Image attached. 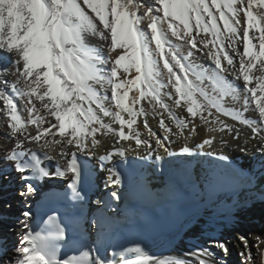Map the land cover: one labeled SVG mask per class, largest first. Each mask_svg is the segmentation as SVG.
<instances>
[{"label":"snow or ice","instance_id":"6c2138e0","mask_svg":"<svg viewBox=\"0 0 264 264\" xmlns=\"http://www.w3.org/2000/svg\"><path fill=\"white\" fill-rule=\"evenodd\" d=\"M241 30L242 37L239 36ZM89 35L102 42L100 50L89 47ZM239 44L243 46L242 52L237 47ZM257 44L258 50H253ZM104 47L108 51L107 58L102 55ZM227 49L239 57L238 69ZM198 53L208 57V67L196 63ZM0 54L13 58L15 79L11 91L23 102L28 113L27 123L37 126L35 135L27 132L17 114L15 97L5 91L9 81L0 79V100L16 145L2 158L5 160L15 161L17 153L35 152L24 150L25 141L39 144L42 137L52 134L51 129H56L62 138L56 141L62 145L61 159H66L68 146L74 143L77 151L91 157L85 141L92 137V144L97 143L94 134L99 129L95 125L111 129L103 117H109L121 126L116 132L119 138L135 139L137 147L146 145L148 157L160 149L171 155L165 143L169 140V129L163 118L159 124L165 130L163 140L145 122L148 135L155 140V149L148 140H141L140 133L133 127L137 116L146 115L143 107L137 110L134 105L147 100L153 110L158 105L169 114L178 129H184L185 119L175 115L163 101L164 96L174 100L181 109L186 107L191 117L199 113L204 123L209 122L208 117H213L215 123L231 131V126L223 124L215 115L221 113L250 128L253 138L264 133V99L261 98L264 96V0H152L149 4L141 0H0ZM132 70L135 75L128 79ZM0 72L7 75L9 69L5 67ZM230 72L234 79L242 78L244 112L254 104L258 120L246 119L240 110L224 106L225 97L236 102L241 100V93L227 80ZM253 79L255 86H249ZM132 86L139 89V94L126 103ZM169 86L175 94L171 90L162 92ZM109 89L115 111L104 103ZM258 90L261 95H257ZM122 112L128 114V119H124ZM46 117L54 118L55 123ZM44 123L49 126L42 127ZM125 125L129 130L127 135L123 130ZM211 143L210 139H204L197 146L201 154L227 161V157L203 152L204 146ZM48 146L49 141L45 138L40 147ZM258 151L264 156V146ZM114 152L120 157L125 156L123 147L115 148ZM180 153L189 154V147H182ZM75 155V151L71 153V159L63 169L58 167L49 171L40 167L39 171L48 178L74 174L77 171ZM43 156L50 159L47 152ZM112 158V152L99 156L102 165ZM155 159L161 161L162 157L157 154ZM261 163L264 165V161ZM15 168L21 174L27 171L19 163ZM108 173L107 184L121 183V176L114 168H109ZM21 179L25 176L21 175ZM217 179L216 171L210 169L204 188L211 190ZM24 189L19 193L22 197L35 192L31 184H25ZM73 192L74 198L79 195L75 189ZM112 197L119 199L116 192ZM32 215L29 210L22 213L24 233L16 259L4 264H114L115 252L111 253L112 259L106 260L95 248L83 252L79 258L70 255L61 259V245L68 239L66 229L57 227L47 234L33 232L28 223ZM91 223L98 226L95 217ZM257 240L258 244L264 243ZM209 244L211 248H196L189 254L191 264H214L209 249H219L225 254L229 251L222 240H213ZM92 251H95L94 257ZM251 261L249 252L244 264ZM122 264L126 262L122 261ZM141 264H149V261ZM151 264H164V261H152ZM172 264L188 262L177 260Z\"/></svg>","mask_w":264,"mask_h":264},{"label":"bare ground","instance_id":"6f19581e","mask_svg":"<svg viewBox=\"0 0 264 264\" xmlns=\"http://www.w3.org/2000/svg\"><path fill=\"white\" fill-rule=\"evenodd\" d=\"M141 2L149 4L152 3V0H141ZM242 15L243 13L241 12ZM222 27L223 25L221 24ZM242 35L241 30L239 36L242 37ZM87 43L89 47L96 50H100L99 46L102 44L97 37L91 35L88 36ZM237 47L239 51H243L242 44L237 45ZM253 50H258V44L257 48ZM227 51L233 57L236 68L238 69L239 57L230 49H227ZM102 55L105 58L108 57L106 47L103 48ZM11 59L13 58L0 54V69L5 67L9 69L7 75L0 72V79H7L9 81V88L5 91L15 97L14 102L17 105V114L21 116L22 123L25 125L27 132L35 135L37 126L27 123L28 113L23 108V102L11 91V83L15 79L12 74L14 67L11 64ZM196 63L201 67H208V57L198 53ZM224 63L226 64V62ZM253 72L256 73L257 69L254 68ZM134 75L135 72L132 70L128 75V79H131ZM227 80L241 93V100L236 102L230 97H225L223 100L224 106L229 109L240 110L246 119L258 120L259 114L254 104L247 112H244L242 108L244 92L242 78L234 79L230 72L227 75ZM255 84L256 81L253 79L250 81L249 86H255ZM169 90L175 94L174 89H171L170 86L169 88L162 89V92ZM120 91L122 92L123 89ZM138 94L139 89L132 86L129 91V99L126 103H130L131 99L138 96ZM106 95L108 99L104 101L105 106L115 111V103L110 99V89ZM257 95H261L259 90ZM261 98L264 99V96ZM162 99L177 117L185 119L186 127L184 129H178L175 122L169 118L167 112L160 109L158 105L153 110L152 106L147 103V100H141L134 107L137 110L143 107L146 115L137 116L136 122L133 125L140 133L139 138L141 140H148L151 147L155 149V140L148 135V128H151L156 133V136L163 140L165 130L159 127L160 120L163 118L169 129V140L165 142L168 149L176 150L183 145L193 147L196 143H202L204 139H210L212 141L211 145H205L204 149L212 152H223L234 157H241L245 165L250 166L256 172H261V174H259L254 184L228 189L219 194H213V192L204 188L208 172L213 166V160L208 156L195 157L192 162L188 163L190 169L185 173L187 174L186 177L188 176L187 178L191 180L189 191L193 197V203L186 200L188 203L187 213L182 214L174 226L162 229L155 237L133 247L130 251L132 256L123 258V255L120 254L115 257L114 264H122V261L126 262V264H141L145 260H148L149 264L152 261L160 260L164 261V264H172V262L177 260L191 264L189 254L196 248H211L209 243L213 240L224 241L229 250L225 254L219 249H209V254L214 264H244L248 260L249 252L252 255L250 264H264V243L258 244L257 240L259 238L260 242H264V191L260 190V186L264 184V165L261 163L264 161V156H261L258 151L261 146H264V133L253 138L251 129L246 125L232 120L229 116L216 113L215 115L219 116L223 124L231 126L232 130L228 131L221 124L215 123L213 117H208L209 122L204 123L200 119L199 113L196 117H191L187 113L186 107L181 109L175 105L174 100L166 96L162 97ZM36 103L37 107H39V102ZM153 103L155 102L153 101ZM3 107V101L0 100V201L5 206V209L0 208V264L16 259L19 241L24 233L23 223L25 218L22 216V213L25 210H29L33 214L32 203L42 188L41 184L33 185L35 189L34 194L28 197H22L19 193L25 190V184L20 180L21 174L12 170L11 163H5L4 159H2L16 147L15 139L12 137L9 128V118L5 115ZM212 111L215 112L214 109ZM42 112L43 110H41V114ZM100 115L102 116V114ZM204 115L207 116V113H204ZM122 116L124 119H128L126 112H122ZM45 119H51L55 123L54 118L46 117ZM103 120L105 124L111 125V129L101 128L99 125H95L99 129L94 134L97 143L95 145L92 144V137H88L85 141L86 150L92 153L91 157L84 152L77 151L74 143L68 146L66 159H61L60 151L62 145L57 144L56 141L62 138L56 129H51L50 132L52 134L42 137L39 144L25 141L23 148L27 150L35 148L45 149L50 153L49 163L51 166H53L55 161H59L63 167H66L67 160L70 159L71 153L74 151L76 152L75 156L82 155L85 157L87 161L86 168L88 170V203L86 208L90 210L89 213L87 209L85 210L80 225V234L85 245L88 247V251L95 248L100 256L106 260H110L112 259L111 252L114 249L113 236L115 235V221L121 219L122 211L127 207V200L119 194L117 185L106 183L109 175L108 169L114 168L116 166L114 163L118 161L116 154L114 153V165H106L102 170L97 163V158L117 147L125 148L127 155H142L148 152L149 148L143 144L137 147L135 139H120L116 135V132L120 130L121 126L109 117H103ZM145 122H147L148 128L145 127ZM48 126V123L42 125V127ZM123 130L129 134L127 125L124 126ZM45 138L49 141V146L47 148H41L40 144H43ZM163 151V149L159 150L161 153ZM182 160L184 162L188 161L183 159V157ZM186 177H183V179ZM73 178L71 173L66 174L64 178L47 177L43 185L47 188L49 181H51L61 183L63 187ZM169 180L170 177L164 173L158 176H146L138 184L140 197L147 202L157 203L161 201L163 199V193L169 187ZM250 190L253 192L247 194ZM113 192L118 194V200L112 197ZM93 217L98 221V226H93L91 223ZM31 219L28 222L30 229ZM212 223H216L218 227H212ZM193 236H197L199 239L197 246L189 242V238ZM246 244L247 247H245ZM242 253L244 255H241ZM91 255L94 257L95 251H92ZM205 258H208V256Z\"/></svg>","mask_w":264,"mask_h":264},{"label":"rangeland","instance_id":"374dc122","mask_svg":"<svg viewBox=\"0 0 264 264\" xmlns=\"http://www.w3.org/2000/svg\"><path fill=\"white\" fill-rule=\"evenodd\" d=\"M3 202L0 201V208L5 209V206L2 204Z\"/></svg>","mask_w":264,"mask_h":264}]
</instances>
